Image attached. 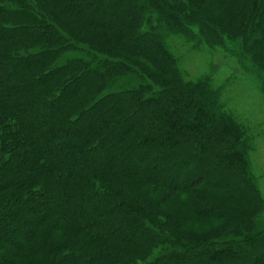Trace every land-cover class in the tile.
Here are the masks:
<instances>
[{"label":"trees","instance_id":"1","mask_svg":"<svg viewBox=\"0 0 264 264\" xmlns=\"http://www.w3.org/2000/svg\"><path fill=\"white\" fill-rule=\"evenodd\" d=\"M172 37L264 95V0H0V264H264L248 130Z\"/></svg>","mask_w":264,"mask_h":264},{"label":"rangeland","instance_id":"2","mask_svg":"<svg viewBox=\"0 0 264 264\" xmlns=\"http://www.w3.org/2000/svg\"><path fill=\"white\" fill-rule=\"evenodd\" d=\"M168 42L189 80L210 77L215 87L223 89L222 102L227 111L248 130L254 148L251 154L254 174L264 196V95L258 82L220 49L193 51L191 44L179 37Z\"/></svg>","mask_w":264,"mask_h":264}]
</instances>
